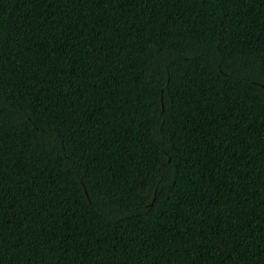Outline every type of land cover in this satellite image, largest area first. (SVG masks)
<instances>
[{"label":"trees","instance_id":"trees-1","mask_svg":"<svg viewBox=\"0 0 264 264\" xmlns=\"http://www.w3.org/2000/svg\"><path fill=\"white\" fill-rule=\"evenodd\" d=\"M0 264H264V0H0Z\"/></svg>","mask_w":264,"mask_h":264}]
</instances>
